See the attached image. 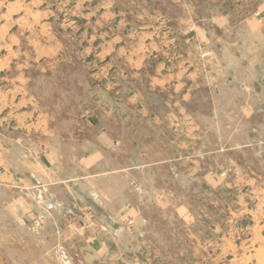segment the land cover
Returning <instances> with one entry per match:
<instances>
[{
	"label": "rangeland",
	"instance_id": "374dc122",
	"mask_svg": "<svg viewBox=\"0 0 264 264\" xmlns=\"http://www.w3.org/2000/svg\"><path fill=\"white\" fill-rule=\"evenodd\" d=\"M262 84L264 0H0V264H264Z\"/></svg>",
	"mask_w": 264,
	"mask_h": 264
},
{
	"label": "crops",
	"instance_id": "0c3cea01",
	"mask_svg": "<svg viewBox=\"0 0 264 264\" xmlns=\"http://www.w3.org/2000/svg\"><path fill=\"white\" fill-rule=\"evenodd\" d=\"M261 90H262V93H264V84H262L261 86ZM261 99H264V95H262V96H260L259 98H258V100H261ZM246 102H244V103H247V100H245ZM243 103V104H244ZM247 104H249V102L247 103ZM135 167H137V165H130V168H135ZM33 180L34 181H36V182H41L42 181V178L41 177H38V175H35L34 174V177H33ZM40 180V181H39ZM19 181H22V178L20 177L19 178ZM54 183H56V182H54V181H49V184H54ZM33 185H35L36 186V183H34ZM20 198V197H19Z\"/></svg>",
	"mask_w": 264,
	"mask_h": 264
}]
</instances>
